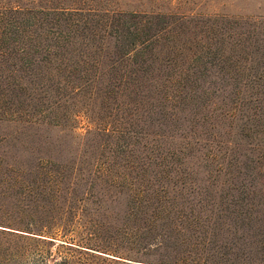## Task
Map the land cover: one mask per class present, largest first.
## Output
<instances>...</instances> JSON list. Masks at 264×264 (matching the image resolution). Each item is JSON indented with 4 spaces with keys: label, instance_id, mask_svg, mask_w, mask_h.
I'll return each instance as SVG.
<instances>
[{
    "label": "trees",
    "instance_id": "obj_1",
    "mask_svg": "<svg viewBox=\"0 0 264 264\" xmlns=\"http://www.w3.org/2000/svg\"><path fill=\"white\" fill-rule=\"evenodd\" d=\"M205 4L0 0V125H37L67 98L81 99L94 125L116 133L155 101L172 163L200 153L211 193L197 204L244 241L224 264H264V51H254L249 74L217 102L193 105L188 131L171 133L193 100L185 65L226 49L229 32L217 23L229 17L204 13Z\"/></svg>",
    "mask_w": 264,
    "mask_h": 264
},
{
    "label": "rangeland",
    "instance_id": "obj_2",
    "mask_svg": "<svg viewBox=\"0 0 264 264\" xmlns=\"http://www.w3.org/2000/svg\"><path fill=\"white\" fill-rule=\"evenodd\" d=\"M201 11L229 17L217 23L226 49L185 65L193 100L171 133L188 131L193 105L217 102L264 51V0H206ZM85 105L65 98L37 125H0V264H224L241 254L239 235L197 204L211 193L200 153L172 163L155 101L116 133Z\"/></svg>",
    "mask_w": 264,
    "mask_h": 264
}]
</instances>
